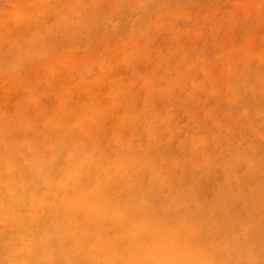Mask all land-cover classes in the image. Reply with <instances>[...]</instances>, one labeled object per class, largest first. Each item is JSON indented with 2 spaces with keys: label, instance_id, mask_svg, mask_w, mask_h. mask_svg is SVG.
Instances as JSON below:
<instances>
[{
  "label": "rangeland",
  "instance_id": "obj_1",
  "mask_svg": "<svg viewBox=\"0 0 264 264\" xmlns=\"http://www.w3.org/2000/svg\"><path fill=\"white\" fill-rule=\"evenodd\" d=\"M131 2L133 1L0 0V163L8 148L25 153L30 145L37 147L41 153L44 150L43 157L48 155L50 159L55 158L57 155L53 154L58 150L55 148H58V139L64 134V126L70 128L69 132L73 137L77 133L76 139L83 137V116L86 118L85 112L88 113L90 109L94 121L93 128L90 129L92 140H100L98 143L103 145L111 144L115 138L129 142L134 132L142 126L137 119L140 114L151 112L157 119L164 116L161 119L163 121L170 112L172 115L173 111L178 114L177 109L182 102L189 106L192 120L196 118V122L202 120V123L211 124L208 109L212 111L214 105H217L219 97L215 95L221 98L222 95H229L233 90L234 80H240L246 86L251 77L253 81L247 86L252 87L256 72H264V0H135V4L130 5ZM66 20L68 21L65 22ZM77 31L79 34L76 36ZM73 40L79 43L70 42ZM84 73L87 77H83ZM199 96L200 100H197ZM213 99H216L214 103ZM207 100L208 103L212 101L211 104H207ZM40 125L45 130L44 133ZM241 125L238 123L237 127ZM17 126L20 130L16 129ZM101 127L103 128L100 130ZM57 131L60 134H56ZM231 136L228 134L218 140L207 143L204 141L200 150L193 147L194 143H190V157L181 161V166L175 165L173 170L179 171L178 174L181 175L178 176L182 179L185 174L190 178L185 181L184 188L197 186L201 192L211 194L212 200L207 204V210L213 216L216 211L213 198L221 200L223 211L236 198L234 210L229 211L228 222L238 227L246 223L262 224L259 231L254 230L255 235L261 233L258 235L261 240L264 238V137L251 139L252 144H249L251 136L248 140H244L246 136L236 138L231 147L228 145L233 150L228 151L225 146L232 142L234 136ZM19 138L25 141L21 139L22 142ZM51 139L54 140L53 144ZM243 140L247 142L246 145L242 143ZM217 141L220 145V148L217 146L218 150L215 146ZM54 145L57 146L54 148ZM233 146L237 147L235 152ZM206 151L211 154L207 155ZM203 155L206 159L211 156V162L208 160L207 163L206 160L203 163ZM174 162L175 160L169 165L173 167L171 164ZM213 162H216L215 165ZM215 166L218 167L216 172L213 171ZM202 167L211 171L207 168L203 170ZM247 167L251 169L248 170ZM246 169L247 174L244 173ZM255 172L256 177L253 175ZM210 179L215 180L212 183L216 186L211 185ZM243 181L253 184L254 186H250L253 190L249 186L246 190L243 189L245 185L247 187ZM201 200L204 201L202 197ZM256 252L258 253V249Z\"/></svg>",
  "mask_w": 264,
  "mask_h": 264
},
{
  "label": "bare ground",
  "instance_id": "obj_2",
  "mask_svg": "<svg viewBox=\"0 0 264 264\" xmlns=\"http://www.w3.org/2000/svg\"><path fill=\"white\" fill-rule=\"evenodd\" d=\"M133 2L129 4L134 5ZM57 5L60 6V4ZM115 12L117 10L114 11V15ZM52 15H54L53 12ZM89 23L91 24V21ZM90 24L87 23L88 26ZM76 28L78 29V26ZM78 32H74L76 36ZM70 42L79 43L74 40ZM253 69L252 67L251 70ZM256 73L254 86H247L252 80L251 77L246 86L240 80H234L233 90L231 89L229 95L224 96L222 93V98L215 95L219 97V101L216 102L217 105H214L216 99H213L214 108L212 111L208 109L212 120L210 122L208 118V121L211 124L205 122L204 119L205 123H202V120L194 121L196 118L192 120L188 110L189 106L184 101L185 103L182 102L180 108L177 109L178 114L175 113L176 111H173V115L170 112V115L168 114V117L166 115L163 121L161 119L164 116L157 119L150 114L151 112L135 115L138 116L137 119L142 126L136 130V133L134 132L129 142L115 138L111 144L107 142L109 145H103L98 143L100 140H92L90 129L93 128L94 121H92V110L90 109L88 113L85 112L87 117L83 116L85 126L81 123L84 126V135L81 134L83 137L76 139V132L73 137L69 132L70 128L62 126L64 134L58 139V148H55L57 145L53 146L55 150L58 149V154H56L57 151L53 154L57 155L55 158L50 159V156H46L47 153L46 157H43L44 150L41 153L33 145H30L25 153L8 148L0 163V264H264V238L259 240L258 235L261 233L255 235L256 232H254V230L259 231L260 227H263L262 224L246 223L238 227L228 222L229 211L234 210L233 203L237 202L236 198L231 200L224 211L222 210L223 205L220 204L221 200L217 201L216 197L213 198L212 203L216 205V211L213 212L214 216L211 215L207 210V204L212 200L211 194L201 192L202 190H198L197 186L184 188L185 181L190 178L185 174L182 179L178 176L181 175L178 174L179 171L173 170L175 165H180L181 161L190 157L192 153V150H188L190 143H194L193 147L200 150L204 141L207 143L230 134L234 138L230 144L225 146L228 148V145L231 147L236 138L246 136L244 140H248L251 136L250 144L251 139H258L257 136L264 137V76H262L264 72ZM83 77H87L86 74ZM197 91L194 92L197 93ZM198 98L200 100V96L196 99ZM211 102L208 103L207 100V104ZM212 116H214L213 119ZM205 119H207L206 116ZM238 123L242 124L241 127H237ZM40 128L43 132L42 125ZM59 131L62 130L59 128ZM56 134L60 133L57 131ZM21 139L19 138L20 141L24 140ZM52 141L54 142L51 139V143ZM242 143L246 145L247 142ZM216 144H214L216 147L220 146L219 141ZM4 146L2 147L5 148ZM236 148L234 147V152ZM230 149L228 148V151ZM205 153L211 154L207 151ZM259 154L261 155V152ZM198 156L201 157L200 154ZM211 158L210 156L206 159L205 156L203 163H206V160L208 163ZM174 160L175 162L171 164L173 167H171L169 163ZM215 163L212 164L215 165ZM217 166L214 170L211 169L216 172V168L221 167ZM262 166L263 172L264 164ZM247 169L250 170L251 167ZM247 169L245 174H247ZM253 175L256 177L257 173ZM210 180V183L215 181ZM243 182L247 184L246 187L242 183L243 186L245 185L243 189L253 185Z\"/></svg>",
  "mask_w": 264,
  "mask_h": 264
}]
</instances>
